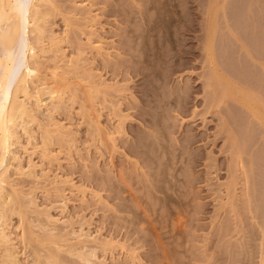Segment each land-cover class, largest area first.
Returning <instances> with one entry per match:
<instances>
[{
    "label": "rangeland",
    "instance_id": "obj_1",
    "mask_svg": "<svg viewBox=\"0 0 264 264\" xmlns=\"http://www.w3.org/2000/svg\"><path fill=\"white\" fill-rule=\"evenodd\" d=\"M38 6L0 263L264 264V0Z\"/></svg>",
    "mask_w": 264,
    "mask_h": 264
},
{
    "label": "bare ground",
    "instance_id": "obj_2",
    "mask_svg": "<svg viewBox=\"0 0 264 264\" xmlns=\"http://www.w3.org/2000/svg\"><path fill=\"white\" fill-rule=\"evenodd\" d=\"M39 1L42 0H0V220L4 218L3 215L5 216L4 207L12 201L10 194H7L6 186L9 185L10 176L8 162L11 161L8 159L14 151L13 146L17 138L19 139L17 129L27 119L26 117L29 118L35 111V107L40 109L48 106L60 96L59 88L55 86L54 80L49 82L41 76L38 68L40 63L36 60L39 59L38 51L44 44L38 43L44 39L39 25L42 21ZM36 33L37 39H30L29 36ZM22 95L24 99L20 98V96L23 97ZM32 100L35 103L34 110L29 108L32 105L27 106V102ZM33 117L34 115L31 119ZM12 156L15 160L16 155L12 154ZM1 224L0 241L3 242V239L8 240L9 236L7 237L6 229ZM11 254L7 257L5 255L6 259L3 258L0 264H19L18 261L15 262L17 257L14 256V258Z\"/></svg>",
    "mask_w": 264,
    "mask_h": 264
}]
</instances>
